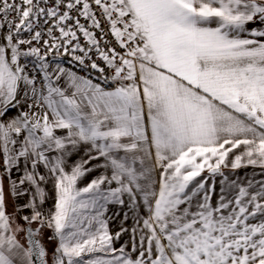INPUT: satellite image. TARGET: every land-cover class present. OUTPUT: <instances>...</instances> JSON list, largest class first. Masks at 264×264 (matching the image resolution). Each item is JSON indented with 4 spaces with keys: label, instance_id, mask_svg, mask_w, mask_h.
<instances>
[{
    "label": "snow or ice",
    "instance_id": "snow-or-ice-1",
    "mask_svg": "<svg viewBox=\"0 0 264 264\" xmlns=\"http://www.w3.org/2000/svg\"><path fill=\"white\" fill-rule=\"evenodd\" d=\"M0 264H264V0H0Z\"/></svg>",
    "mask_w": 264,
    "mask_h": 264
},
{
    "label": "crops",
    "instance_id": "crops-1",
    "mask_svg": "<svg viewBox=\"0 0 264 264\" xmlns=\"http://www.w3.org/2000/svg\"><path fill=\"white\" fill-rule=\"evenodd\" d=\"M225 171H227V170H225ZM239 171H240V174L241 175H243L245 173H247L248 175H252V172H251L250 169H248V170L241 169ZM94 175H96V173H93L90 176L86 177L85 179L79 181L78 182V186L83 187L92 178V176H94ZM50 203L51 202H49V205H50ZM119 208H120L119 205H109V211H108V213L106 215L109 216V217H111L112 214H113V212L119 210ZM116 223H117L116 221L111 222L110 223V228L111 229H115ZM125 239H127V237H125Z\"/></svg>",
    "mask_w": 264,
    "mask_h": 264
},
{
    "label": "built area",
    "instance_id": "built-area-1",
    "mask_svg": "<svg viewBox=\"0 0 264 264\" xmlns=\"http://www.w3.org/2000/svg\"><path fill=\"white\" fill-rule=\"evenodd\" d=\"M82 75L84 74V73H81Z\"/></svg>",
    "mask_w": 264,
    "mask_h": 264
}]
</instances>
